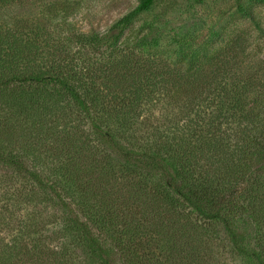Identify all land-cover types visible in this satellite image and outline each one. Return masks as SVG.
I'll return each mask as SVG.
<instances>
[{
  "label": "trees",
  "instance_id": "1",
  "mask_svg": "<svg viewBox=\"0 0 264 264\" xmlns=\"http://www.w3.org/2000/svg\"><path fill=\"white\" fill-rule=\"evenodd\" d=\"M66 1L0 0V264H264V59L249 65L248 36L179 64L148 54L149 24L124 50L155 1L137 0L63 42L45 18ZM250 4L264 0L235 12L264 35Z\"/></svg>",
  "mask_w": 264,
  "mask_h": 264
},
{
  "label": "rangeland",
  "instance_id": "2",
  "mask_svg": "<svg viewBox=\"0 0 264 264\" xmlns=\"http://www.w3.org/2000/svg\"><path fill=\"white\" fill-rule=\"evenodd\" d=\"M64 3L60 10L45 18L47 31L60 34L63 42L74 34H105L135 8L137 0H67ZM249 7L264 30V6L250 4ZM149 24H154L160 35L159 46L148 50L156 58L179 64L200 63L235 35H246L250 42L249 65L258 58L264 59V35H259L249 20L238 16L235 0H155L150 10L123 32L121 48L129 49L148 32Z\"/></svg>",
  "mask_w": 264,
  "mask_h": 264
}]
</instances>
